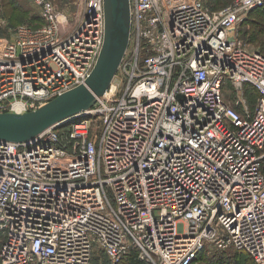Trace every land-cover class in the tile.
Here are the masks:
<instances>
[{"label": "built area", "instance_id": "1", "mask_svg": "<svg viewBox=\"0 0 264 264\" xmlns=\"http://www.w3.org/2000/svg\"><path fill=\"white\" fill-rule=\"evenodd\" d=\"M31 1L43 24L0 40V114L84 84L103 45V0L73 20ZM173 1L129 0L128 47L91 108L0 140V264H92L98 250L192 264L229 249L264 264V53L235 28L264 0Z\"/></svg>", "mask_w": 264, "mask_h": 264}, {"label": "water", "instance_id": "2", "mask_svg": "<svg viewBox=\"0 0 264 264\" xmlns=\"http://www.w3.org/2000/svg\"><path fill=\"white\" fill-rule=\"evenodd\" d=\"M104 39L96 64L85 83L34 111L0 114V140H30L46 128L88 110L108 89L128 47L129 0H103Z\"/></svg>", "mask_w": 264, "mask_h": 264}, {"label": "rangeland", "instance_id": "3", "mask_svg": "<svg viewBox=\"0 0 264 264\" xmlns=\"http://www.w3.org/2000/svg\"><path fill=\"white\" fill-rule=\"evenodd\" d=\"M55 8L56 12L66 14L69 19L73 20L79 13H82L81 7L83 3L81 0H47ZM204 6L210 11H216L224 5H229L234 0H200ZM177 2L174 0L172 3ZM84 9V8H82ZM41 7L32 2L31 0H0V40H10L13 38V34L17 27L28 23L38 22L36 15L40 18ZM264 15V14H263ZM254 14V19L257 23L262 24L260 30L256 27L248 26L246 21L239 22L235 28L239 34L240 40L243 45L248 48H254L264 50V16ZM249 18V17H248ZM244 33L249 35L248 38H243ZM260 51V50H259ZM226 95L231 98L234 93L226 86ZM232 249H229L230 251ZM216 250L208 251L207 259H210ZM144 261V260H143ZM146 262V261H144ZM92 264H112L105 254L98 250L95 251L92 259ZM145 264V263H144ZM148 264V263H147ZM194 264H208V261H200Z\"/></svg>", "mask_w": 264, "mask_h": 264}, {"label": "trees", "instance_id": "4", "mask_svg": "<svg viewBox=\"0 0 264 264\" xmlns=\"http://www.w3.org/2000/svg\"><path fill=\"white\" fill-rule=\"evenodd\" d=\"M226 5L222 6V8H224ZM220 8V9H222ZM218 9V10H220ZM217 11V10H216ZM254 14L257 15H263L264 14V6L262 8L256 9L254 11H252L250 13V15L248 16V20L246 21L247 25L252 26V28L256 27L257 30H260V26L262 24L257 23V20L254 19ZM264 16V15H263ZM36 18L38 20V22H34V23H28L29 25H31L32 27H38L40 25L43 24V21L41 20V18H38V16L36 15ZM243 38H248L247 41H249V35L244 33ZM260 52L264 53V50H262L261 48L259 49ZM245 94L247 96V99L249 100L250 104L254 105L256 97H257V93L255 90L251 89V88H246L245 89ZM262 171L264 173V162H263V166H262ZM208 257V250L203 252L202 254H200L193 262L192 264L196 263V262H200V261H208V264H254L252 258L243 251H235L234 249L228 251H216V253L210 258L207 259ZM147 264L146 262H144L143 260H140L138 258L137 255V251L135 250H131L129 255L124 258L120 263L118 264Z\"/></svg>", "mask_w": 264, "mask_h": 264}, {"label": "crops", "instance_id": "5", "mask_svg": "<svg viewBox=\"0 0 264 264\" xmlns=\"http://www.w3.org/2000/svg\"><path fill=\"white\" fill-rule=\"evenodd\" d=\"M3 40V39H2Z\"/></svg>", "mask_w": 264, "mask_h": 264}]
</instances>
